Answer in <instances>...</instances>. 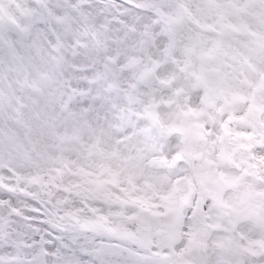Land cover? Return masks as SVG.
Instances as JSON below:
<instances>
[{"label": "snow or ice", "instance_id": "1", "mask_svg": "<svg viewBox=\"0 0 264 264\" xmlns=\"http://www.w3.org/2000/svg\"><path fill=\"white\" fill-rule=\"evenodd\" d=\"M0 264H264V0H0Z\"/></svg>", "mask_w": 264, "mask_h": 264}]
</instances>
